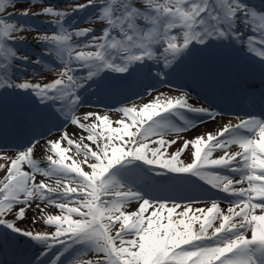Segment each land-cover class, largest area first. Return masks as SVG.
<instances>
[{
  "label": "rangeland",
  "instance_id": "374dc122",
  "mask_svg": "<svg viewBox=\"0 0 264 264\" xmlns=\"http://www.w3.org/2000/svg\"><path fill=\"white\" fill-rule=\"evenodd\" d=\"M4 1L8 2L5 3L7 13H12L11 9L15 13L40 12L48 18H52L56 25L60 22L57 19H63L68 15L71 16V10H76L73 13L81 17L74 21H83L85 25L81 34L87 37L88 42L73 47V35L68 34L70 33L68 29L66 31L67 36L64 38L61 37L64 36L63 31L61 36L55 34L59 32V25L43 28L42 25L33 21L34 27L37 30L36 32L24 28L15 19L3 20L4 29L11 37V41L18 42L16 43L18 49L21 47L26 49L28 45L38 48V40H51L61 45H67L70 53H75L74 56L79 59H89L93 55L94 49L97 46H102L109 32V29L105 28V26L109 21L110 6L101 5V2L97 4L94 3V0H49L50 2L46 3L44 0H20L21 2L16 3L9 2L10 0H0V2ZM118 1H113V10H117ZM143 2L142 0L127 1L126 11L129 19L128 25L132 33L131 48L135 51L147 53L150 50V46L156 44L157 40L160 45L165 40L168 42L173 41V37L167 35V29H174L177 26L180 29H187L186 31H188L192 25V21L199 16L197 12L199 11L201 0H143ZM35 3V6L30 5ZM231 3L234 5V11H237V3L235 1H231ZM146 6L150 8L158 7L161 11H155L154 18L153 13L151 10H147L149 8H146ZM45 9L48 10L47 14ZM205 10L206 8L202 9V12L204 13ZM244 11L245 9L242 10V12ZM160 12L165 17L163 25L156 19L160 16ZM83 15L87 18L84 19ZM254 17L260 19V16L257 14H254ZM146 23H149L151 27H147ZM40 29H42V32ZM16 46L14 44L12 48L8 44H4L1 50V60L5 68H7L8 59L10 62L14 61L15 67L12 65V62L11 65L14 67H12L13 75L17 77L16 79L14 77L16 83L36 82L37 84H45L49 87L51 84H55L53 82L58 77H62L63 80H73L68 69V61H65L60 52H53L52 57L62 59L63 68L50 67L47 71H41L43 73L31 70L21 71L19 61H21L23 51H16ZM175 47L176 44L173 42L172 48L174 49ZM8 55H11V57H8ZM24 56L27 59L28 55L24 54ZM31 56L33 57L34 55ZM71 56L69 54V61ZM251 56L258 58L260 54L259 52H254ZM30 60L38 63L34 59ZM75 62L80 61H72V63ZM151 97L145 102L140 101L135 103L134 107H130V105L124 106L121 109L122 111L118 112H114L117 109L105 110L100 108H96L94 111L90 106H82L81 110L73 112V116L70 118L71 121L62 133L51 136L53 138L52 141L42 143L34 149L22 151L17 157L19 158L18 160H11L10 156L0 152L2 153L0 154V190L4 188L12 191L15 190L14 193L16 194L14 198L26 199V202L22 205L15 206L13 204L10 206L9 204L4 205L8 198V193L6 196L0 195V221H6L9 223V227L12 228L13 226L10 224L17 225L22 230L30 231L34 235L41 234L44 239H47L50 234L56 235L60 231L63 232V228L67 227L69 221H71L72 229H78L73 225H83L87 223V220H91L95 212H99L102 218H104L101 225L104 227L105 232L110 234V237L99 235L98 230L102 228H99L95 215L87 231L90 230L92 232V235L95 236L93 238L98 237V243H92L91 245L83 244L82 246L73 248L70 251L72 259L67 260V264H107V258L109 260L110 257L111 260H114L116 257L120 263L123 259L126 264H144V259L152 257L153 254L150 252L144 254L141 251L151 247V242L158 238L159 240H157L156 245H159L158 247L161 251L169 250V254H165L173 258L184 260L187 257L189 259L194 253L199 251L202 253L201 258L206 260L204 264H241L242 260H244V263L246 261L248 264H255L253 254L245 252L242 244H240L242 237H248L249 229L244 232V235H240L234 240H226L219 246L206 247L202 240H197L200 236L197 233L196 225L202 222L206 215L205 210L214 212L219 202L198 204V202L192 201L151 200L149 199L148 192H142L139 189L142 185L141 183H137L138 185L131 192L122 179L111 177L108 181L103 182L102 196L106 195V191H109L104 190V186L109 187L111 192V196H107L111 200L102 204L105 205L104 209L102 207L90 206L88 207V214L78 215L80 214L79 209H81L78 204L85 202L86 199L83 197L78 198L73 203L70 200L72 195L63 192L79 189V186L72 181L77 180L78 182L80 179H77L76 175L67 172L66 169L60 171H64L65 177H69L70 179L63 180L59 177L48 178L44 175L43 170L39 169V165L49 163L45 158L51 159L54 162L60 159L67 165L76 169L79 168L85 176H93L94 170L98 168V160L95 156H99L103 161L110 158L108 160L110 162L106 164L118 161L116 163L118 165L120 163L119 159L126 157L132 147V153L134 154H129V156H138L147 164H149L148 159H150L158 162H168L167 167L170 168L185 170L190 164L197 163L196 176L201 178L209 177L210 181L216 180L215 177L211 176L217 173L218 165L225 160L230 161V158L227 157L229 156L228 148L233 147L226 146L229 144V141L226 143L215 141L210 147H204L202 145L203 140L210 136L208 133L209 128L206 124L187 126L183 129H174L173 125H163L165 129L175 131L174 134L152 129L144 132V126H141L142 120L136 122L130 118H145L183 98V96L170 91L157 92ZM181 104L191 105L198 110H204L205 107L199 101L187 97L186 101ZM88 120L92 124L88 123ZM214 126L216 129L219 128V122L214 123ZM195 129L201 133V138L198 141L192 138V134L190 138L188 137L190 132L192 133ZM163 138H167L168 142L172 140L176 142H163ZM200 146H202L201 149L199 148ZM237 147L239 149L242 148L240 146ZM5 161H7V164H10L2 172ZM102 164L105 165L103 162ZM232 167L238 168L237 165H232ZM123 168L125 172H130L128 168ZM143 168L145 169L144 171L138 167L135 169L139 173H142L144 177L148 175L149 178H156L164 175L158 171L162 170L161 168ZM247 173L241 179L245 180V187L250 190L251 186L255 185L251 175L255 177H258V175L250 171H247ZM260 176L264 177V174ZM99 178L102 179V176ZM95 184L98 183L96 182ZM18 189H23L24 193L19 192ZM151 191H154V189ZM53 192H57V194L53 195ZM121 197H125L126 199ZM118 199L120 200L119 202L117 201ZM65 204H68V207L71 204H76L73 206V210H71L74 214L61 208ZM252 206L250 210V234H253L251 240L254 243V251H260L264 248V208ZM94 223L96 224L94 225ZM89 234L87 233V235ZM82 235V233L76 231L72 237L82 239L84 237ZM160 238L165 243H162ZM192 240L195 243H190ZM237 244H240V246ZM175 246L178 247L175 249L173 248ZM229 249L233 250L222 256ZM65 258L66 255L62 254V259ZM213 259L217 260L214 261ZM46 264H48V261Z\"/></svg>",
  "mask_w": 264,
  "mask_h": 264
},
{
  "label": "bare ground",
  "instance_id": "6f19581e",
  "mask_svg": "<svg viewBox=\"0 0 264 264\" xmlns=\"http://www.w3.org/2000/svg\"><path fill=\"white\" fill-rule=\"evenodd\" d=\"M219 122V128L216 129V127L214 126V123ZM208 126V133L210 134V136L215 135L218 131H220L222 128H224L225 126L230 125L229 120H213L209 123L206 124ZM192 134V138H194L195 140H199L201 138V133L195 129L192 133L190 132V134L188 135V137L190 138ZM260 138L258 136L254 137V141L258 142L259 144H261V142L259 141ZM234 145L233 148H228L229 150V156H231L234 159H238L240 157V154L242 153L243 155H251L249 152V149H244L243 151L241 149H237L236 146H239L240 143H231L229 144V146ZM35 148V147H34ZM231 152V154H230ZM254 156L250 161V165L254 166V170L256 168H262L264 167V159L261 157H264V153L263 151H253ZM15 157H17L16 154H14ZM237 181V180H236ZM256 192H258L259 190H255ZM259 196V194L257 195ZM241 207V208H240ZM243 208V205L240 202H236L234 205H220L219 206V212L216 213L218 216L221 214V220L220 221H213L211 223L206 222L207 220H202L201 223H198L196 225V229L198 230L199 234L201 235H208L211 234L212 232L218 230L219 228L222 227V225H225L226 227H228L230 225V223H226L225 222L229 219V217L234 214V213H238L241 212ZM209 214V216H211L212 214L215 213H211L210 211L207 212ZM218 219V217H217ZM206 224V225H205Z\"/></svg>",
  "mask_w": 264,
  "mask_h": 264
}]
</instances>
